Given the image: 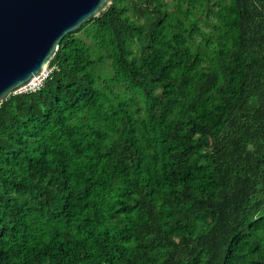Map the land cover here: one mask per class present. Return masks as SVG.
<instances>
[{
	"label": "trees",
	"instance_id": "1",
	"mask_svg": "<svg viewBox=\"0 0 264 264\" xmlns=\"http://www.w3.org/2000/svg\"><path fill=\"white\" fill-rule=\"evenodd\" d=\"M49 67L0 103V264H264V0H113Z\"/></svg>",
	"mask_w": 264,
	"mask_h": 264
},
{
	"label": "water",
	"instance_id": "2",
	"mask_svg": "<svg viewBox=\"0 0 264 264\" xmlns=\"http://www.w3.org/2000/svg\"><path fill=\"white\" fill-rule=\"evenodd\" d=\"M113 0H0V103L47 71L61 41Z\"/></svg>",
	"mask_w": 264,
	"mask_h": 264
},
{
	"label": "built area",
	"instance_id": "3",
	"mask_svg": "<svg viewBox=\"0 0 264 264\" xmlns=\"http://www.w3.org/2000/svg\"><path fill=\"white\" fill-rule=\"evenodd\" d=\"M50 72L51 69L35 77L33 81L23 91H36L37 89H39L43 85L44 80L47 78Z\"/></svg>",
	"mask_w": 264,
	"mask_h": 264
},
{
	"label": "clouds",
	"instance_id": "4",
	"mask_svg": "<svg viewBox=\"0 0 264 264\" xmlns=\"http://www.w3.org/2000/svg\"><path fill=\"white\" fill-rule=\"evenodd\" d=\"M50 69H51V71H52L53 68H50V67H49L48 70H50ZM48 70H47V71H48ZM45 72H46V71H45ZM43 73H44V72H43ZM49 74H50V73H49ZM48 76H49V75H48ZM48 76H47V77H48ZM23 92H24V91H23Z\"/></svg>",
	"mask_w": 264,
	"mask_h": 264
},
{
	"label": "rangeland",
	"instance_id": "5",
	"mask_svg": "<svg viewBox=\"0 0 264 264\" xmlns=\"http://www.w3.org/2000/svg\"><path fill=\"white\" fill-rule=\"evenodd\" d=\"M78 36H81V34H78Z\"/></svg>",
	"mask_w": 264,
	"mask_h": 264
}]
</instances>
